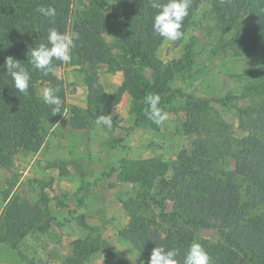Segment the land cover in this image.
Returning <instances> with one entry per match:
<instances>
[{"label": "rangeland", "instance_id": "1", "mask_svg": "<svg viewBox=\"0 0 264 264\" xmlns=\"http://www.w3.org/2000/svg\"><path fill=\"white\" fill-rule=\"evenodd\" d=\"M68 1L71 31L74 22L88 13L91 0ZM104 3L105 16L113 25L104 39L121 66L114 62L95 73L72 57L55 68L54 82L65 96L62 117L46 128L37 152H17L8 167L0 166V218L8 203H30L41 208V224L47 225V230L33 231L17 245L0 241V264H69L73 243L79 239L99 247L82 264H145L124 237L132 217L129 207L134 211L140 208L138 216L154 222V227L165 233L180 223L161 217L150 203H140L148 194H158L159 186L151 192L141 182H131L128 176L134 166L159 161L171 165L183 151L220 138L227 145L250 136L264 140V113L260 110L264 94L257 92H264V74L257 73L264 66V54L239 45L243 41L237 37L243 33L247 14L237 15L227 0H200L195 10L189 11L181 28L183 37L164 39L158 50L168 71L163 78L168 79L165 95L173 97L163 110L167 119L159 126L151 120L138 125L137 105L128 92H121L125 81L121 67L126 63L118 55L122 30L115 18L121 4L118 0ZM153 77L149 71L148 78ZM91 78L97 79L106 93L121 94L119 103L106 112L89 106ZM53 85L41 84L39 95ZM178 92L181 97L173 96ZM190 95L213 102L209 116L188 132L185 126L192 121L189 111L193 103ZM97 114L111 115L112 128L98 127ZM202 161L210 175L223 180L229 176L236 183L244 215L264 220V202L256 196L253 184L237 172L233 157H202ZM112 169L119 171L111 178L104 175ZM83 183L90 186L82 189ZM168 204L171 206L170 200ZM194 232L201 241L225 245L215 228L198 227Z\"/></svg>", "mask_w": 264, "mask_h": 264}, {"label": "trees", "instance_id": "2", "mask_svg": "<svg viewBox=\"0 0 264 264\" xmlns=\"http://www.w3.org/2000/svg\"><path fill=\"white\" fill-rule=\"evenodd\" d=\"M237 15L245 13L243 33L238 34V43L252 52L264 54V0H227ZM120 12L116 22L121 26L119 56L126 63L125 81L121 92H128L138 107L136 124L150 121L146 114L145 97L151 93L159 94V107L167 108L173 97H167L168 73L158 57V50L163 37L153 32V20L157 9L153 2L165 3L166 0H118ZM200 0H191L189 11L195 10ZM55 9L54 18L42 16L39 7ZM70 4L68 0H0V66L6 57H13L23 63L30 72L27 94L14 88L12 79L6 74V68L0 67V166L8 167L13 156L20 151L35 153L44 141L46 128L56 124L64 113L53 116L48 105L38 93L41 84L53 83L59 88L57 95L64 102V93L54 82L53 72L63 62L53 60L47 75L35 69L28 61L31 48L46 42L47 30L56 28L60 32H78L72 49V57L88 65L97 73L105 65H114L104 36L113 28L105 16L104 0H91L88 13L76 20L70 31ZM239 40V42H240ZM29 52V55L27 56ZM129 64V67H128ZM120 67V63L117 62ZM153 78H148V72ZM167 71V72H166ZM264 74V66L257 70ZM170 80V79H169ZM259 94L264 92L257 90ZM182 93H177L176 98ZM189 111L192 121L185 128L188 132L192 126L201 124L202 118L209 116L212 102L209 99L194 98ZM121 94L110 95L102 84L91 78L88 86V105L92 108L108 111L119 103ZM225 101H221L222 103ZM216 102V101H214ZM264 113V102L260 109ZM98 116V114H97ZM195 123V124H194ZM198 131V128H194ZM214 140L209 145L201 144L196 150L183 151L176 163H147L142 167L134 166L131 182H141L142 186L153 190L158 185V194H148V199L140 203H150L161 217L170 218L178 223L167 233L154 227V222L146 221L141 209L130 208L132 217L124 237L139 252L145 264L152 249L162 246L165 250H176V259L183 264L184 256L195 241L201 244L210 257V264H264V220L243 214L240 204V191L231 177L227 180L210 175L205 169L202 157L219 160L231 156L236 161V170L256 188V196L264 202V140L247 137L230 142L224 139ZM236 147L234 149L232 147ZM124 168H127L125 166ZM119 169H112L104 175L114 176ZM125 174V173H124ZM170 177H167L169 175ZM159 182V184H158ZM90 186L83 183L81 188ZM152 192V191H151ZM161 195V199L157 196ZM170 200L171 206L168 204ZM128 204V203H126ZM78 205L82 206V199ZM135 207V206H134ZM41 208L30 203H8L6 211L0 218V241L17 245L33 231L44 232L47 225L41 224ZM134 212V213H133ZM136 213V214H135ZM203 227L219 230L225 245L213 241H201L194 229ZM98 245L88 240H76L73 252L68 258L69 264H82L96 254ZM26 264H32L27 262Z\"/></svg>", "mask_w": 264, "mask_h": 264}, {"label": "clouds", "instance_id": "3", "mask_svg": "<svg viewBox=\"0 0 264 264\" xmlns=\"http://www.w3.org/2000/svg\"><path fill=\"white\" fill-rule=\"evenodd\" d=\"M191 0H166L165 3L153 2L152 7L157 9L153 20V32L169 41L181 39L184 33L181 31L183 20L189 14ZM37 11L44 17L54 18L56 11L51 6L39 7ZM79 39L78 32H60L56 28L47 30L46 42H41L31 48L28 61L35 69L41 70L47 75L50 71L52 61L58 60L64 63L70 62L72 49L75 41ZM29 55V52L27 56ZM23 63L13 57H6L2 68H6V74L11 77L14 88L20 93L27 94L30 72L22 66ZM59 88L45 87L42 90L44 104L51 109L52 115L61 113L63 103L59 95ZM161 97L159 94L151 93L145 97L147 105L146 114L156 125H161L167 119V113L159 107ZM96 125L111 129L113 119L111 115L100 114L95 120ZM176 250H165L162 246L152 249L147 264H179L176 259ZM183 264H210V257L198 242L193 241L183 259Z\"/></svg>", "mask_w": 264, "mask_h": 264}]
</instances>
